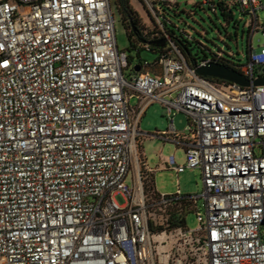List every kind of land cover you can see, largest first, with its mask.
<instances>
[{"label":"built area","instance_id":"2783aa9c","mask_svg":"<svg viewBox=\"0 0 264 264\" xmlns=\"http://www.w3.org/2000/svg\"><path fill=\"white\" fill-rule=\"evenodd\" d=\"M176 1L141 0L157 22ZM234 1L248 53L228 70L247 85L198 75L219 55L187 64L162 24L165 51L124 78L109 0H0V264H264V0ZM154 102L167 120L154 135L184 152L164 169H198L199 195L153 188L137 136Z\"/></svg>","mask_w":264,"mask_h":264},{"label":"rangeland","instance_id":"374dc122","mask_svg":"<svg viewBox=\"0 0 264 264\" xmlns=\"http://www.w3.org/2000/svg\"><path fill=\"white\" fill-rule=\"evenodd\" d=\"M202 0H177L176 6L166 8L162 4H156L155 8L160 9L161 14L172 24H166L168 28L173 29L177 35H183L182 32L189 33L194 47V54L200 46L195 42L205 45L209 51L204 50L207 57L210 53H215L220 49L221 56L235 64H244L247 61L248 53V30L243 26L244 22H249L250 17L242 14L235 6L231 7L232 18L228 23L223 19L219 11L216 14L210 12L206 6L198 7ZM228 1V0H227ZM111 10L114 15V35L115 44L119 50H124L129 57L130 67L123 70L124 78L128 77L130 69L141 60L152 62L157 58V53L146 49L130 48L127 39L125 26L115 7V0H109ZM130 8L136 13L139 24L142 28H153L157 20L152 13H147L148 9L142 5L139 0H129ZM163 16L159 20L163 21ZM259 25L264 24V10L256 12ZM234 21L237 23L235 26ZM262 43V37L259 32L252 37L251 47L258 51ZM203 58L198 53L197 60ZM128 106L133 109L138 105V101L132 97L128 100ZM142 101L139 102L141 104ZM174 128L176 131H182L186 125V118L182 113H176L173 116ZM167 127V120L163 107L158 102L148 105L139 120L137 143L141 158L150 169L151 180L154 190L159 194H172L177 189L183 196L199 195L202 189L200 171L198 169H186L180 174H175L171 170L164 169L165 161L169 156H173L177 164L184 163V152L181 147L174 143L159 139L154 134L161 132ZM121 204L120 196L115 197ZM195 209L186 208L183 213L184 227L189 231L198 228L195 219V212H202L201 205L203 200L196 199Z\"/></svg>","mask_w":264,"mask_h":264},{"label":"trees","instance_id":"16d2710c","mask_svg":"<svg viewBox=\"0 0 264 264\" xmlns=\"http://www.w3.org/2000/svg\"><path fill=\"white\" fill-rule=\"evenodd\" d=\"M176 5H177V2L165 4L164 6L166 8H171V6H176ZM202 6H206L210 10V12H212L213 14H216V11H219L223 19L226 21V23H228L230 19L232 18L231 7L236 6L238 8L234 0H228V1L227 0H211L209 4H201V2L198 3L199 8H202ZM115 7L125 26L127 39H128L130 48H138V51H139L141 49H146L145 44L150 43L149 51L155 52L157 54L165 51L167 44L164 43V36L162 38L161 32L157 30L156 24H153V28L151 29L142 28L143 26L139 24L136 13L130 8L129 0H115ZM147 13L149 14L148 11ZM159 16H163L161 12L158 15L159 22L157 24L163 25V34H166L168 36L169 40L175 45V47L177 48L179 53L183 56L187 64H193L196 61L205 60L208 58L211 59L213 56L214 57L217 56V54L219 55V64L225 67L226 69L229 68L228 64L233 63L230 60L224 59L221 56L220 49H218V51L215 53H210V57H207L204 50L209 51V49L205 45L199 42H195V43L198 46H200V49H198L193 54L192 49L194 47V44H193V41L189 33L182 32L183 35L182 34L177 35L173 29H170L168 28V26H166V24H172V23L169 22V20L166 19L164 16H163V21L159 20ZM233 24L237 26V23L235 21ZM132 29H135V30L132 31ZM143 31L145 32V34L142 33ZM161 42H163L162 45H161ZM199 52L202 54L203 58L197 60ZM126 59H127V66L129 68L130 61L127 55H126ZM180 224L184 226V219L181 220Z\"/></svg>","mask_w":264,"mask_h":264},{"label":"water","instance_id":"95a60500","mask_svg":"<svg viewBox=\"0 0 264 264\" xmlns=\"http://www.w3.org/2000/svg\"><path fill=\"white\" fill-rule=\"evenodd\" d=\"M135 29H132L134 31ZM163 42H161V45ZM135 71H138V68H134ZM196 73L200 75L201 77H210V78H217L222 79L230 82H235L240 85H247V82L244 81L239 75L236 73L226 69L225 67L221 65H215V64H207L204 67L196 69ZM255 85H261L264 84V80H256L254 81Z\"/></svg>","mask_w":264,"mask_h":264},{"label":"crops","instance_id":"0c3cea01","mask_svg":"<svg viewBox=\"0 0 264 264\" xmlns=\"http://www.w3.org/2000/svg\"><path fill=\"white\" fill-rule=\"evenodd\" d=\"M165 162H166V161H165ZM165 162H164V163H165ZM148 169H149V168H148ZM149 170H150V169H149Z\"/></svg>","mask_w":264,"mask_h":264}]
</instances>
